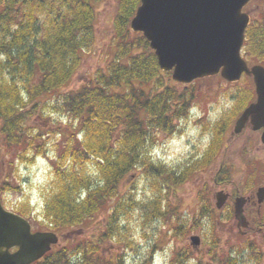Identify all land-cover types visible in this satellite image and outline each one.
<instances>
[{
	"label": "trees",
	"instance_id": "obj_1",
	"mask_svg": "<svg viewBox=\"0 0 264 264\" xmlns=\"http://www.w3.org/2000/svg\"><path fill=\"white\" fill-rule=\"evenodd\" d=\"M102 1L0 0V156L11 167L29 149L43 152L39 135L24 128L36 110L49 106L70 119L64 131L58 132V156L60 160L70 159L71 168L53 163L55 180L44 201L47 226L43 230L58 235L105 211L110 200L115 202L105 212L103 229L115 231L114 222L125 208L138 204L129 193L121 194L119 187L122 179L137 168L154 180L159 193L167 191L175 180L179 185L185 179L184 174L177 178L174 171L154 165L146 146L147 142L152 143L156 132L168 131L174 120L185 114L186 108L197 100L198 91L195 83L180 86L171 80L164 82L148 41L140 32L130 30L140 0H116L111 58L86 83L68 89L82 51L94 43L95 4ZM262 11L247 27L244 56L249 63L264 66ZM245 88L238 113L255 98L252 80L246 81ZM54 97L55 102L46 103ZM71 128L77 131L69 133ZM80 135L81 139L76 140ZM80 161L95 163L98 181L83 170H73ZM8 190L4 185L0 188ZM205 197L202 192L198 195L202 215L213 211ZM162 200L166 196H155L145 208L143 203L144 218L153 216L167 222L166 210L160 206ZM227 211L232 215L231 205ZM14 212L26 216L24 211ZM178 227L173 226L172 230ZM243 241L245 249L230 251L219 264H239L245 253H255L254 243ZM55 248L32 264H119L118 258L108 263L96 256L92 242ZM209 255H214L212 247ZM175 256H179L178 252ZM212 262H217L215 256Z\"/></svg>",
	"mask_w": 264,
	"mask_h": 264
},
{
	"label": "rangeland",
	"instance_id": "obj_2",
	"mask_svg": "<svg viewBox=\"0 0 264 264\" xmlns=\"http://www.w3.org/2000/svg\"><path fill=\"white\" fill-rule=\"evenodd\" d=\"M95 10L94 43L91 48L82 51L80 65L68 89H77L86 83L111 58L116 0L99 2L95 4ZM262 10L264 0L249 1L243 8L250 17L248 26L252 18H256ZM247 27L240 54L252 66L255 64L249 63L244 56ZM162 72V79L166 83L169 80L180 86L195 83L198 97L186 108L184 115L174 120V125L168 131L156 132L152 143L147 142V155L154 165L174 171L173 176L177 178L184 174L185 179L179 185H176L175 180L167 191L159 193V188L157 190L153 185L154 180L137 168L122 179L119 187L121 194L126 196L129 193L138 204L125 208L126 211L114 222L115 231L103 229L107 216L105 212L115 202L110 200L106 210L95 214L93 219L64 229L58 235L59 243L55 249L92 242L97 251L96 256H102L108 263L118 258L119 264H140L143 260L146 264H219L234 250L247 246L241 242L244 240V243H254L255 253H245L239 258V264H264V203L260 210L256 205L255 210L251 211L250 219L260 221L261 224L248 234H241L237 230L236 221L227 211L228 206L218 211L214 206V194L221 189H231L235 197L236 194H245L251 190L255 194L258 187H264V146L259 140L260 133L248 125L241 133H232L240 115L238 110L246 89L245 83L251 80L243 74L238 81L231 83L216 74L195 79L188 84H179L172 80L170 72ZM50 100L46 103L55 102L56 97ZM69 121V118L49 106L44 110H36L24 128L29 133L33 129L32 134L39 135L38 144L43 152L29 149L11 167L3 161L4 156H0V188L2 185L10 188L8 191H0L1 203L11 212L15 209L24 211V217L17 214L29 219L32 230L49 231L43 230L47 226L43 211L45 197L55 180L54 165L71 168L70 159L60 160L58 156V132L64 131ZM75 131L76 128H71L68 132ZM78 139H81V135L76 137ZM73 170H83L94 181H98L94 162L80 161ZM218 181L222 183L220 188L215 184ZM201 192L207 196L204 200L212 205V213L199 214L202 204L198 195ZM155 196H166L160 206L166 210L167 222L153 216L144 218L142 204L145 208V204L148 206ZM146 210H149L148 207ZM256 213H260L258 218ZM177 225L178 229L172 230ZM192 236L199 237V245L191 244ZM241 236L245 239L241 240ZM210 247L214 251L211 256ZM177 252L178 257L175 256ZM212 256H215L217 262H212Z\"/></svg>",
	"mask_w": 264,
	"mask_h": 264
},
{
	"label": "water",
	"instance_id": "obj_3",
	"mask_svg": "<svg viewBox=\"0 0 264 264\" xmlns=\"http://www.w3.org/2000/svg\"><path fill=\"white\" fill-rule=\"evenodd\" d=\"M250 0H140L130 21V30L140 32L153 50L159 69L171 73L173 81L188 84L195 79L220 74L236 82L245 74L251 77L255 100L236 119L232 133L246 125L261 130L264 146V66H249L240 50L250 17L243 8ZM264 200V187L256 192ZM227 195L218 192L215 205L220 208ZM246 199L237 197L234 216L246 226L242 207ZM192 245L200 243L192 236ZM58 237L53 232L31 231L23 217L4 209L0 200V264H31L39 260Z\"/></svg>",
	"mask_w": 264,
	"mask_h": 264
},
{
	"label": "flooded vegetation",
	"instance_id": "obj_4",
	"mask_svg": "<svg viewBox=\"0 0 264 264\" xmlns=\"http://www.w3.org/2000/svg\"><path fill=\"white\" fill-rule=\"evenodd\" d=\"M218 188H220V186H218ZM225 191H227L228 193V198L229 200L233 199V195H232V192H231V189L227 188ZM255 197L253 195V193H250L249 194V197L244 205V213L246 214V217H247V220H248V226H247V229H245V232L248 234L250 232H254L255 229L257 228V226L260 227V221H255L253 219H250V213L252 210H255ZM237 230L240 231L239 228H237ZM261 230V229H259Z\"/></svg>",
	"mask_w": 264,
	"mask_h": 264
}]
</instances>
